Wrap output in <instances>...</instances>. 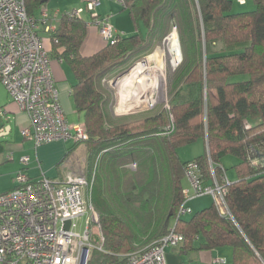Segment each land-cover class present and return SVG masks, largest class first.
<instances>
[{
  "label": "trees",
  "instance_id": "trees-1",
  "mask_svg": "<svg viewBox=\"0 0 264 264\" xmlns=\"http://www.w3.org/2000/svg\"><path fill=\"white\" fill-rule=\"evenodd\" d=\"M46 1L24 0L28 14L35 17ZM253 2V9L236 11L234 0H125L137 32L92 55L80 51L83 18L63 15L49 33V55L65 60L75 76L70 95L88 132L74 143L86 144L85 169L94 175L98 231L88 264H127L131 252L166 235L173 223L184 238L181 249L230 245L235 264H264V0ZM174 28L182 58L169 81L170 109L114 116L103 80L150 54ZM199 138L206 151L191 160L205 184L214 169L229 213L212 203L185 218L177 211L191 160L177 150ZM227 154L238 158L231 181Z\"/></svg>",
  "mask_w": 264,
  "mask_h": 264
},
{
  "label": "built area",
  "instance_id": "built-area-1",
  "mask_svg": "<svg viewBox=\"0 0 264 264\" xmlns=\"http://www.w3.org/2000/svg\"><path fill=\"white\" fill-rule=\"evenodd\" d=\"M100 1L85 0L86 8L92 11ZM234 1L246 4L249 0ZM82 11L73 9L63 15L82 18ZM49 17L47 10L39 18L30 16L24 0H0V83L27 114L30 125L23 133L36 145L84 142L88 139L86 125L84 121L69 123L59 100L52 58L40 37V24L48 33L57 29L48 24ZM91 23L107 43H116L118 37L109 16L95 17ZM21 161L26 164L28 157H21ZM131 168L135 169L136 163ZM185 177L190 189H184L178 216L192 214L188 201L203 195H211L222 214L229 213L226 188L219 183L214 169L211 184H205L199 164L191 160ZM15 181L16 188L0 193V264H88L91 250L96 247L90 224L98 218L91 201L94 175L89 179L81 173L57 182L48 177L32 179L20 171ZM88 211L85 230L78 234L73 229L77 226L74 219ZM183 239L173 223L166 235L131 252L127 264H167L166 248L179 246Z\"/></svg>",
  "mask_w": 264,
  "mask_h": 264
},
{
  "label": "crops",
  "instance_id": "crops-1",
  "mask_svg": "<svg viewBox=\"0 0 264 264\" xmlns=\"http://www.w3.org/2000/svg\"><path fill=\"white\" fill-rule=\"evenodd\" d=\"M249 1L246 4H239L234 1V9L244 11L245 9L242 8L248 5ZM73 9H84L81 15L86 21L87 27L85 38L80 47L83 55H92L108 44L101 37L97 26L91 23L95 17L109 16L117 37L129 36L137 32L129 10L119 0H101L92 11L86 8L85 0H47L43 6L37 9L34 16L39 18L42 12L47 10L50 15L48 24H53L58 28L63 14ZM58 11L60 14H55ZM41 30H45L42 24L39 26V33ZM51 48L52 43L49 39L47 40V49L50 51ZM60 51L61 49H59ZM52 67L56 86L59 90V100L69 123L83 121L82 115L77 112L70 95V88L76 82L72 69L65 60L56 54L52 56ZM29 125L30 120L27 114L19 108L6 87L0 83V193L16 186L15 176L20 171H26L25 173L32 179H36L42 174H53L57 165L63 164L65 161L64 166L70 162L71 155L80 146L76 147L74 143L71 142V145L70 142L65 141L52 145L45 143L36 145L33 139L25 137L23 133ZM23 156L28 157L26 164L21 161ZM187 160H191V158H187ZM83 167L84 165L79 164L74 165L72 169L77 172ZM85 171L86 169L83 174H86ZM60 177V179H64L61 174ZM225 177L231 181L234 179L235 173L234 177H228L226 174ZM87 178H89L88 174ZM193 199L189 200L188 204ZM180 247L179 244L177 247L166 248L167 264H235V253L230 245L201 250L181 249Z\"/></svg>",
  "mask_w": 264,
  "mask_h": 264
},
{
  "label": "rangeland",
  "instance_id": "rangeland-1",
  "mask_svg": "<svg viewBox=\"0 0 264 264\" xmlns=\"http://www.w3.org/2000/svg\"><path fill=\"white\" fill-rule=\"evenodd\" d=\"M255 7V4L253 1H249L248 5L244 6L246 10H251ZM170 34H172L176 41L178 42L179 45V41H178V36L177 33L175 31L171 32ZM40 37L43 40V44L44 46L47 48V40H49V33L46 32L45 30H41L40 31ZM168 38V37H167ZM168 40L166 39H161L158 40L154 49L150 52L152 53L156 48H160L162 51V56L165 59V64L162 67L163 70V75L165 76V83L163 81V84L161 86V84H159L161 90L160 92H158L160 99L156 102L157 104H155L154 106L151 107V104H147L146 106L142 105L139 107H135L134 110H127L125 109L122 105H121V99H120V95H119V91H118V86H119V81L120 78L127 73V71L130 69V67L132 65H134L135 63L145 59V57L147 56H143L142 58L136 60L128 69L124 70L123 72L119 73V74H115V75H109L108 77H106L103 80V85L108 89V91L111 93V97H112V103H111V112L114 116H124V115H134V116H139L144 118L146 116H150L154 113H156V110L160 108V110H169L170 109V103H169V92H168V87H169V81H170V77L171 74L173 73V71L176 69V66L179 64H176L172 61L173 56H171L170 51L168 49ZM180 48V45H179ZM149 55V54H148ZM182 56H181V51L178 55V61L181 60ZM177 61V62H178ZM240 78H242L243 76H239ZM129 81L126 82V84L128 85ZM117 88V89H116ZM155 91V90H154ZM153 93H157L154 92ZM150 92V93H152ZM128 97H130L131 95H127ZM156 96V94H153V98ZM128 100H130V98H128ZM158 107V108H157ZM166 108V109H165ZM173 119V116L172 118ZM58 142L61 141H54V142H47L45 144L48 145H52V144H56ZM64 142V141H63ZM69 144L72 145L71 141ZM35 144V143H34ZM178 154L179 157L183 160L186 161L187 158H195L196 156L205 153L206 151V144L204 139L199 138L194 142H191L189 144L183 145L181 147L178 148ZM72 156V157H71ZM70 157V162L68 164H65L63 166V164L57 165L55 167V172L53 174H42L40 177H48L51 178L54 181L57 182H61L62 180H66L69 176H76L79 175L81 173L84 172L85 168H86V164H87V149H86V144H81L79 146V148L74 151V154H72ZM69 160V159H68ZM238 161V158L233 155V154H227L223 157V165L225 167V174L226 176H231L234 177V169H233V165L236 164ZM84 165L83 168L79 169L77 172L73 171V166L74 165ZM59 168V169H58ZM26 172V171H23ZM86 175L88 174L87 171H85ZM60 174L63 175L62 178L64 179H60ZM38 177V178H40ZM184 189H190V184L188 182L187 177H184ZM213 202V197L211 195H203L201 197H195L193 199V201H191L188 205L193 209V212H196L198 210H201L204 207L209 206L211 203ZM90 216V211H88L86 214L79 216L77 218L74 219V222H76L77 226L74 227V231L77 232L78 234H82L83 231L85 230L86 227V219L87 217ZM191 215L188 214L185 217H190ZM95 223L92 221L90 224V228L92 230V232H96L98 231L97 226L94 225ZM93 249V248H92Z\"/></svg>",
  "mask_w": 264,
  "mask_h": 264
},
{
  "label": "bare ground",
  "instance_id": "bare-ground-1",
  "mask_svg": "<svg viewBox=\"0 0 264 264\" xmlns=\"http://www.w3.org/2000/svg\"><path fill=\"white\" fill-rule=\"evenodd\" d=\"M175 37L170 34L166 39L169 41L168 49L171 56H173L172 61L178 64L180 61H178L180 48ZM161 51L159 47L156 48L152 53L147 55L145 59L141 61L138 60L139 62L132 65L127 73L120 78L118 91L121 105L125 109L134 110L135 107L154 104L160 99V94H158V92H160L161 88L159 84L162 86L163 81L165 83V76L162 70L165 59ZM127 81H129L128 85L126 84ZM152 91L157 93H153ZM129 94L131 95L130 97L127 96ZM153 94H156L154 98ZM128 98H130V100H128Z\"/></svg>",
  "mask_w": 264,
  "mask_h": 264
},
{
  "label": "water",
  "instance_id": "water-1",
  "mask_svg": "<svg viewBox=\"0 0 264 264\" xmlns=\"http://www.w3.org/2000/svg\"><path fill=\"white\" fill-rule=\"evenodd\" d=\"M167 37H165L164 39H166ZM70 225V221H67V229L69 228Z\"/></svg>",
  "mask_w": 264,
  "mask_h": 264
}]
</instances>
